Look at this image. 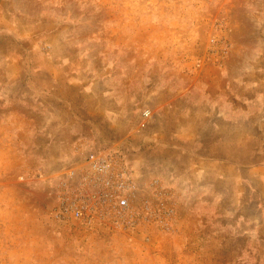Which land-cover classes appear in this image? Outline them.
Returning a JSON list of instances; mask_svg holds the SVG:
<instances>
[{"label":"rangeland","instance_id":"obj_1","mask_svg":"<svg viewBox=\"0 0 264 264\" xmlns=\"http://www.w3.org/2000/svg\"><path fill=\"white\" fill-rule=\"evenodd\" d=\"M0 264H264V0H0Z\"/></svg>","mask_w":264,"mask_h":264},{"label":"built area","instance_id":"obj_2","mask_svg":"<svg viewBox=\"0 0 264 264\" xmlns=\"http://www.w3.org/2000/svg\"><path fill=\"white\" fill-rule=\"evenodd\" d=\"M81 173L82 179L77 185L80 187L79 193L87 199L67 203L65 210H62L60 214L70 212L80 220L90 218L96 210L104 206L110 191L118 193L120 206L128 205L127 198L122 194L130 183L128 171L117 163L113 155L91 154L81 168ZM68 175L73 178L76 174L75 171H71Z\"/></svg>","mask_w":264,"mask_h":264}]
</instances>
